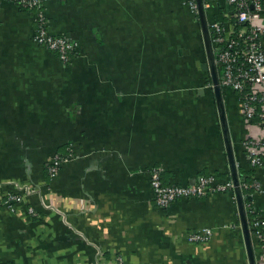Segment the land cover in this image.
Listing matches in <instances>:
<instances>
[{
  "label": "crops",
  "instance_id": "obj_1",
  "mask_svg": "<svg viewBox=\"0 0 264 264\" xmlns=\"http://www.w3.org/2000/svg\"><path fill=\"white\" fill-rule=\"evenodd\" d=\"M40 1L75 56L35 44L34 14L0 0V264H248L231 193L162 209L150 188L153 170L230 179L197 17L183 0ZM222 94L237 167L264 190L243 148L264 130ZM252 203L264 216V193ZM201 229L211 238L190 243Z\"/></svg>",
  "mask_w": 264,
  "mask_h": 264
},
{
  "label": "built area",
  "instance_id": "obj_2",
  "mask_svg": "<svg viewBox=\"0 0 264 264\" xmlns=\"http://www.w3.org/2000/svg\"><path fill=\"white\" fill-rule=\"evenodd\" d=\"M15 2L18 7L34 14L33 42L54 54L62 63H69L75 56V47L67 39L53 36L48 32L42 2L40 0H15ZM183 2L191 14L197 17L196 1L183 0ZM214 4L203 0L219 85L222 90L229 89L237 95L240 111L245 120L264 130V0H222L219 4ZM216 10H219L217 14H211ZM243 148L249 167L252 170L262 168L264 138L249 136L243 141ZM71 159L73 153L70 149L66 155L55 154L47 167V174L56 175L61 165ZM239 184L242 193L244 190H252L248 196L251 199L250 203L245 204V210L255 264H264V216L252 203L253 194L264 193V190L257 181L248 184L244 178H239ZM150 188L155 205L162 209L177 200L233 193L230 180L218 182L211 175H201L192 185H164L159 173L154 170L150 175ZM19 202L21 197L15 194L8 195L5 201L6 204ZM211 236L210 229H201L191 233L187 240L190 243H201L208 241ZM115 264L124 263L118 259Z\"/></svg>",
  "mask_w": 264,
  "mask_h": 264
},
{
  "label": "water",
  "instance_id": "obj_3",
  "mask_svg": "<svg viewBox=\"0 0 264 264\" xmlns=\"http://www.w3.org/2000/svg\"><path fill=\"white\" fill-rule=\"evenodd\" d=\"M195 1L197 5V19L201 32V39H202L203 49L206 59L204 64V69L208 72L209 79L212 85V92L218 114V123L221 130L224 149L227 157V164H228L229 177H230L229 180L232 182L233 185V197L239 219V225H240L241 236L247 257V263L255 264L253 244L249 233L248 219L245 210V197L243 196L239 184L238 167L234 156L225 107L223 103L222 89L219 85L218 72L212 51V45L208 30L207 15L203 7V0H195ZM247 200L250 201L251 199L248 198Z\"/></svg>",
  "mask_w": 264,
  "mask_h": 264
},
{
  "label": "trees",
  "instance_id": "obj_4",
  "mask_svg": "<svg viewBox=\"0 0 264 264\" xmlns=\"http://www.w3.org/2000/svg\"><path fill=\"white\" fill-rule=\"evenodd\" d=\"M208 82H209V79H208ZM57 154H59V155H66L67 154V147L64 149V152L63 153H61V152H59V153H57ZM238 175H239V178H244L246 181H247V183L248 184H250V183H252L254 180H253V175H252V173L251 172H246V171H244L242 168H238ZM204 176H207V175H204ZM160 179H161V181H162V183L164 184V185H169V184H165V182H163V180H162V177L160 176ZM218 182H222L221 180H219V179H217V178H215ZM252 193V190H247V191H243V195L244 196H246V198H245V204H248V203H250L247 199H248V196L250 195ZM231 195L233 196V193L231 192Z\"/></svg>",
  "mask_w": 264,
  "mask_h": 264
},
{
  "label": "rangeland",
  "instance_id": "obj_5",
  "mask_svg": "<svg viewBox=\"0 0 264 264\" xmlns=\"http://www.w3.org/2000/svg\"><path fill=\"white\" fill-rule=\"evenodd\" d=\"M59 172V171H58Z\"/></svg>",
  "mask_w": 264,
  "mask_h": 264
}]
</instances>
